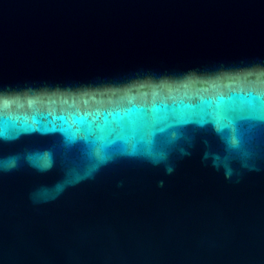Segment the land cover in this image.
I'll use <instances>...</instances> for the list:
<instances>
[{"label":"water","instance_id":"1","mask_svg":"<svg viewBox=\"0 0 264 264\" xmlns=\"http://www.w3.org/2000/svg\"><path fill=\"white\" fill-rule=\"evenodd\" d=\"M0 264H264V0H0Z\"/></svg>","mask_w":264,"mask_h":264}]
</instances>
